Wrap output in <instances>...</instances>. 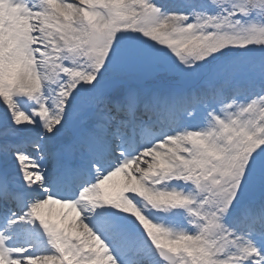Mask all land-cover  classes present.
Returning <instances> with one entry per match:
<instances>
[{
    "label": "snow or ice",
    "instance_id": "obj_1",
    "mask_svg": "<svg viewBox=\"0 0 264 264\" xmlns=\"http://www.w3.org/2000/svg\"><path fill=\"white\" fill-rule=\"evenodd\" d=\"M0 264H264V0H0Z\"/></svg>",
    "mask_w": 264,
    "mask_h": 264
}]
</instances>
